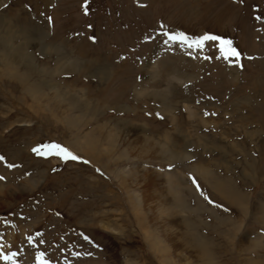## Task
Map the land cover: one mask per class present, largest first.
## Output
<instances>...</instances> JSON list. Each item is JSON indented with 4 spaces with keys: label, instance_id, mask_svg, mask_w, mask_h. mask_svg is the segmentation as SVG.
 I'll use <instances>...</instances> for the list:
<instances>
[{
    "label": "rangeland",
    "instance_id": "374dc122",
    "mask_svg": "<svg viewBox=\"0 0 264 264\" xmlns=\"http://www.w3.org/2000/svg\"><path fill=\"white\" fill-rule=\"evenodd\" d=\"M0 156V264H264V0H0Z\"/></svg>",
    "mask_w": 264,
    "mask_h": 264
},
{
    "label": "snow or ice",
    "instance_id": "6c2138e0",
    "mask_svg": "<svg viewBox=\"0 0 264 264\" xmlns=\"http://www.w3.org/2000/svg\"><path fill=\"white\" fill-rule=\"evenodd\" d=\"M87 2V0H85ZM165 35H167L168 39L170 41H179L182 44H188L189 47L195 45L198 48L204 47V42L206 41H219L220 42V51L225 54H229L234 57H239L240 53L231 46V41L225 40L220 36L212 35L209 33H205L202 36H198L195 39H192L191 37L187 36L183 32H166ZM238 63L239 61H235ZM48 145H45L44 148H48ZM52 149H55V155L60 156L61 158L67 160H79L82 159L80 156L74 154L72 151H70L68 148L63 147L61 145L53 144L51 146ZM34 152H38L40 155H51L53 154L52 151H41L39 148H34ZM4 157L0 156V160H3ZM13 165H9V167H12ZM87 239V237H86ZM16 256V253H9L2 255V258L4 260H12L13 264H16L15 260L13 259ZM44 253H39L37 256V259L40 261V264H50V262L46 259H43Z\"/></svg>",
    "mask_w": 264,
    "mask_h": 264
},
{
    "label": "bare ground",
    "instance_id": "6f19581e",
    "mask_svg": "<svg viewBox=\"0 0 264 264\" xmlns=\"http://www.w3.org/2000/svg\"><path fill=\"white\" fill-rule=\"evenodd\" d=\"M20 30V29H19ZM21 33H22V35L24 36H26L27 37V30H25V29H22V31H21ZM24 33V34H23ZM3 39V38H2ZM8 39V38H7ZM13 44H9V47H10V51H9V53L7 54V56H6V58L4 57L2 60H3V62L4 63H6V64H12V62L10 61V60H5V59H9V58H12L13 60H22L23 59V61H25L24 62V68H25V70H26V73H27V75L30 73V72H33V71H35V72H41V71H43L44 69H46V68H39V66H38V64L36 63V62H34L33 60H32V58H31V56H29V54L26 52V50L23 52L22 50H20V47H21V45H19V46H15V47H13L12 46ZM53 45V44H52ZM12 46V47H11ZM50 47V46H49ZM52 48H54L53 46H51ZM56 48L55 49H57L58 50V48L57 47H59V46H55ZM54 50V49H53ZM55 52V51H54ZM59 53V52H58ZM89 54V53H88ZM58 55V54H57ZM90 60V59H89ZM93 60V63H94V59H92ZM96 60V59H95ZM99 61V60H98ZM96 62V61H95ZM92 63V62H91ZM76 64V63H75ZM74 63L73 64H70V66L71 67H73L74 65H75ZM102 64H103V62H102ZM105 65V64H104ZM110 65V64H109ZM12 66H13V64H12ZM59 66V65H58ZM58 66H56V68H55V70H61L60 69V67H58ZM80 66V65H79ZM99 69H100V67H99ZM98 68H97V70H99ZM46 70H48V69H46ZM109 70V69H108ZM111 70V69H110ZM48 72V71H47ZM96 72V71H95ZM105 72V71H104ZM111 72V71H110ZM98 73V72H97ZM92 75V74H91ZM98 76V75H97ZM101 76V75H100ZM100 76H98V77H100ZM107 77V76H106ZM108 78V77H107ZM118 78V77H117ZM109 79V78H108ZM45 83V82H44ZM39 86V85H38ZM52 86V85H51ZM52 88H53V86H52ZM35 90V89H34ZM54 90V89H53ZM71 90V89H70ZM62 92V91H61ZM68 92V91H67ZM71 94H72V92H70ZM69 93V94H70ZM73 96V95H72ZM71 96V97H72ZM86 96V95H85ZM70 98V97H69ZM72 98H74V96L72 97ZM87 97H85V99H86ZM75 99H76V97H75ZM77 99H78V97H77ZM90 99V98H89ZM82 100V99H81ZM80 106V105H79ZM86 106V105H85ZM78 107V106H77ZM84 107V106H83ZM88 106H86V108H87ZM97 108V107H96ZM86 110V109H85ZM97 112V111H96ZM160 175H162L161 173H160ZM179 207H181V204H177Z\"/></svg>",
    "mask_w": 264,
    "mask_h": 264
}]
</instances>
